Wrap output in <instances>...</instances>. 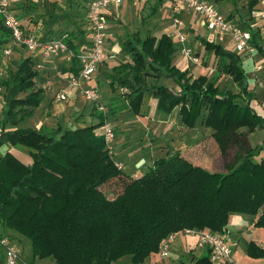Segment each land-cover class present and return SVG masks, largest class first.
<instances>
[{
  "label": "trees",
  "instance_id": "obj_1",
  "mask_svg": "<svg viewBox=\"0 0 264 264\" xmlns=\"http://www.w3.org/2000/svg\"><path fill=\"white\" fill-rule=\"evenodd\" d=\"M8 42L9 31L0 19V47ZM200 43L217 60L211 79L177 69L172 63L176 45L167 35L139 33L121 43L131 63L113 68L107 77L112 91H128V104H115V112L138 114L149 95L164 117L179 107L180 123L188 129L205 113L202 125L213 131L225 173L194 166L170 150L142 176L127 175L107 155L98 131L102 115L98 124L74 129L29 126L42 95L35 90L38 72L27 57L0 81L8 90L0 148L25 147L32 160L24 165L9 152L0 157V235L10 238L12 231L28 239L32 259L55 264H111L125 256L143 264L171 233L224 232L231 213L256 217L254 226L264 228V148H251L247 137L264 129V118L250 106L253 95L239 55L205 39ZM220 74L230 78L235 90L216 86ZM160 79H171L179 90L159 84ZM245 251L264 260V250L252 241ZM195 264H213L209 250Z\"/></svg>",
  "mask_w": 264,
  "mask_h": 264
},
{
  "label": "crops",
  "instance_id": "obj_2",
  "mask_svg": "<svg viewBox=\"0 0 264 264\" xmlns=\"http://www.w3.org/2000/svg\"><path fill=\"white\" fill-rule=\"evenodd\" d=\"M91 1L11 0L10 13L20 21L25 33L41 41L66 35L70 41L71 49L77 55V58H73L71 53H67L46 59L41 56L40 51L28 52L12 46L11 42L0 47V65L3 69L1 83L7 80L27 57H30L34 62V69L38 72L35 90H40L42 101L35 115L27 120L26 124L35 129L41 125L53 127L60 125L65 129H74L96 125L102 115L104 120L110 122L114 131L112 146L115 160L120 163L121 170L127 175L142 176L156 160L169 155L170 150L178 151L182 158L194 166L211 173H225L222 168L221 153L212 138L213 131L202 125L205 113H202L194 128L188 129L180 123L179 107L164 117L158 111V101L149 95H145L143 98L138 114H133L129 109L115 112V104H128V91L126 89L112 91L107 76L113 68L124 63H131L130 55L123 54L121 43L132 34L139 33L142 36L150 34L155 38L167 35L176 45L173 65L181 71L188 70L189 76L192 78L204 76L211 79L218 69L217 60L212 53L205 52L200 39L219 44L223 48L235 52L230 37L208 31L201 18L193 12L180 11L172 14L170 0H123L121 5L109 7L105 10L108 21L104 46L105 59L99 65L92 79L84 85L85 88L98 90L101 103L105 106V112L102 113L97 111L94 105L88 103L78 90L65 88L67 80L78 74L80 69L78 56L87 50L89 44L90 30L87 10ZM207 1L233 24L251 32L256 46L255 52L248 57L245 53H236L239 55L241 68L247 77L249 92L253 95L250 106L264 118V82L258 86L255 83V77L260 80L261 77H264V30L259 19L262 6L258 0ZM143 13L145 16L142 15ZM140 16L141 18H139ZM173 20L186 33L187 47L198 54L200 61L197 65H191L183 58L177 40L169 36V25ZM191 33L194 34V38L189 43L188 39ZM5 49L11 50L8 56L3 54ZM220 75L226 77L227 82L230 81L229 77L224 74ZM218 81L217 79V87ZM147 83L152 84L153 80L147 78ZM158 83L170 89L179 90L171 79H160ZM1 87L3 94L0 95V107L6 110L8 90L3 85ZM62 90H65L66 100L62 103H55L53 97ZM3 119L4 115L0 121ZM98 131L100 132L101 129L99 128ZM245 131V128L239 130V132ZM257 132L260 134L262 142L264 141V129H256L247 136L251 148L257 146V143L255 146L252 145V137ZM6 152L11 153L24 165H29L32 162L29 150L25 147L3 146L0 148V157ZM127 161H131V164ZM262 213L264 215V207ZM256 220V217L253 216L229 214L225 229L229 232L232 256L238 264H264V260L252 259L246 255L245 251L246 244L251 241L264 250V239L256 238L253 235V232L257 231L254 226ZM12 244L20 250V256L25 259L21 254L22 246L15 241H12ZM206 250L208 248L200 244L194 236H188L181 232L177 233L170 247V252L174 253L173 264H192L190 259L197 260ZM25 254L28 257L27 250ZM183 256L188 257L186 262L180 259ZM29 257L24 261L20 259L19 264H54L50 259H32L31 254ZM148 259L149 257L143 264H148ZM3 263V252L0 248V264ZM166 264L169 262L167 261Z\"/></svg>",
  "mask_w": 264,
  "mask_h": 264
},
{
  "label": "built area",
  "instance_id": "obj_3",
  "mask_svg": "<svg viewBox=\"0 0 264 264\" xmlns=\"http://www.w3.org/2000/svg\"><path fill=\"white\" fill-rule=\"evenodd\" d=\"M144 1V0H143ZM123 0H92L88 5L87 20L89 24V44L87 50L78 56L80 69L76 76L67 80L65 88H75L81 96L90 104L94 105L99 112H105V106L101 103V97L97 89L85 88L93 75L96 73L99 65L105 59V41L107 38L108 21L105 10L111 6H119ZM262 6L259 19L263 24L264 30V0H258ZM11 0H0V19L4 27L9 31L12 46L22 48L28 52L40 51L43 58H51L60 54L70 53L66 42V35L55 39L38 40L30 34L25 33L20 21L10 13ZM172 14L180 11H189L197 14L206 29L210 32L228 35L234 44L235 52L245 53L251 56L255 52L251 32L241 29L233 24L221 12H219L207 0H170ZM169 36L176 39L179 45L180 54L191 65H197L199 58L186 45V33L177 25L176 21H171L169 25ZM10 49H5L3 54L8 56ZM3 75V69L0 65V79ZM2 87L0 85V91ZM66 100L65 90L55 94L53 101L62 103ZM102 137L104 139L107 155L113 160L117 169H121L119 162L115 160L112 141L114 139L113 128L107 120L101 127ZM181 233L194 236L198 242L206 246L209 250V258L213 264H238L232 256L231 246L229 244V232L225 230L222 233H208L192 229H184ZM177 233L169 234L162 242L159 255L166 258L169 255L171 243L175 240ZM0 248L3 252L4 264H19L20 250L12 244L7 236L0 235Z\"/></svg>",
  "mask_w": 264,
  "mask_h": 264
},
{
  "label": "rangeland",
  "instance_id": "obj_4",
  "mask_svg": "<svg viewBox=\"0 0 264 264\" xmlns=\"http://www.w3.org/2000/svg\"><path fill=\"white\" fill-rule=\"evenodd\" d=\"M142 15H144V13L142 14ZM145 16V15H144ZM149 17H151V16H149ZM139 18H141V16L139 17ZM206 28V27H205ZM219 35V34H218ZM228 36V35H227ZM193 38H194V34H190V38L188 39V42L190 43V42H192V40H193ZM187 43V42H186ZM188 44V43H187ZM199 48H201V47H199ZM233 48H234V46H233ZM217 66V68H218V65H216ZM260 70H261V68H260ZM258 71V70H257ZM263 74H264V72H263ZM218 87L220 88V89H230V90H235V86L230 82V81H228L227 82V79H226V77H223L222 75H220L219 76V78H218ZM261 82L263 83L264 82V77H261V80L259 79V78H257V77H255V83H256V85L258 86V85H260L261 84ZM67 83V82H66ZM264 85V84H263ZM3 94V91L1 90L0 91V95H2ZM4 113H5V108H1L0 107V118H2L3 117V115H4ZM256 143H257V146H256V148H264V141L262 142V140H261V136H260V134L257 132L255 135H253V137H252V145L253 146H255L256 145ZM261 152V151H260ZM259 154V153H258ZM256 156H255V159H259L260 157H261V155H263V152L258 156L257 154H255ZM129 164H131V161H127ZM125 165H127V164H125ZM222 168H223V170L225 171V168H224V161H223V159H222ZM263 207H264V205H263ZM262 207V208H263ZM257 228V231H254L253 232V235L257 238V237H261L262 239H264V228H259V227H256ZM250 230V229H249ZM259 230H261V231H259ZM10 232V231H9ZM8 232V233H9ZM10 240H12L13 242L15 241L16 243H18V245H20V246H22L21 248L23 249L22 251H21V254H22V256H24V258L25 259H23V257H21V260H27V259H29L30 257V254H31V245H30V241L28 240V239H26V238H22V237H19L17 234H15L14 232H12L11 231V235H10ZM27 250V252H28V257H26V254H25V251ZM172 251H173V249H172ZM169 252V255L166 257V258H161L160 257V255H159V253H156V254H153V255H151L150 257H149V259L147 260V262H148V264H166V262L168 261L169 262V264H173V262H172V260L174 259V253L173 252ZM181 260H183V261H187V259H188V257L187 256H183V257H181L180 258ZM191 261H192V264H195V258L193 259V258H191L190 259ZM22 261V262H23ZM165 262V263H164ZM4 264V263H3ZM55 264V263H54ZM112 264V263H111ZM113 264H132V262H131V258L129 257V256H125V257H122V258H120V259H118L117 261H114V263Z\"/></svg>",
  "mask_w": 264,
  "mask_h": 264
}]
</instances>
